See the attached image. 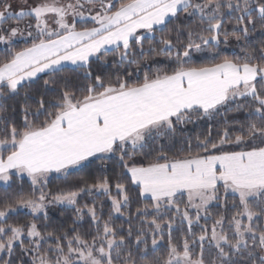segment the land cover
Returning <instances> with one entry per match:
<instances>
[{"label":"snow or ice","instance_id":"snow-or-ice-1","mask_svg":"<svg viewBox=\"0 0 264 264\" xmlns=\"http://www.w3.org/2000/svg\"><path fill=\"white\" fill-rule=\"evenodd\" d=\"M0 185V264H264V0H0Z\"/></svg>","mask_w":264,"mask_h":264},{"label":"trees","instance_id":"trees-1","mask_svg":"<svg viewBox=\"0 0 264 264\" xmlns=\"http://www.w3.org/2000/svg\"><path fill=\"white\" fill-rule=\"evenodd\" d=\"M231 50H232V49L230 48V51H231ZM79 175H81V174H76V176H74V177H70V178H69V181H64L63 179L53 177V178L51 179V182H50V187L53 188V189H55V188H57V187H63L66 183H69V182H72L73 180H75ZM24 186H25V188L28 187L27 182H25V185H24ZM14 188H15V186H13V189H6L5 187L0 186V195H3L6 191H12V190H14ZM62 215H63V217L66 219L67 216L70 215V214H68V213H64V214H62V213H60L59 211H57V212L54 213V215H53V219H54V220H59V219L61 218ZM25 218H28V217H25ZM121 222H122V221H121L120 219H117V220H116V223H117V224H120Z\"/></svg>","mask_w":264,"mask_h":264},{"label":"rangeland","instance_id":"rangeland-1","mask_svg":"<svg viewBox=\"0 0 264 264\" xmlns=\"http://www.w3.org/2000/svg\"><path fill=\"white\" fill-rule=\"evenodd\" d=\"M0 186H2V185H0ZM4 187V186H3Z\"/></svg>","mask_w":264,"mask_h":264}]
</instances>
